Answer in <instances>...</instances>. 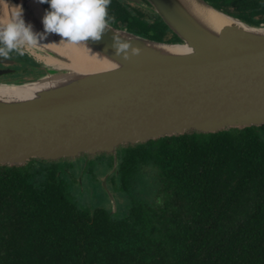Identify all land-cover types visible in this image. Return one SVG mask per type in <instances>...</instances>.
I'll return each instance as SVG.
<instances>
[{"label": "trees", "instance_id": "trees-1", "mask_svg": "<svg viewBox=\"0 0 264 264\" xmlns=\"http://www.w3.org/2000/svg\"><path fill=\"white\" fill-rule=\"evenodd\" d=\"M204 1L264 27V0ZM132 10L111 0L110 25L164 42L159 17ZM87 159L90 173L103 160L114 169L116 212L77 202L74 159L0 164V264H264V124L171 134L120 147L115 161Z\"/></svg>", "mask_w": 264, "mask_h": 264}, {"label": "water", "instance_id": "water-1", "mask_svg": "<svg viewBox=\"0 0 264 264\" xmlns=\"http://www.w3.org/2000/svg\"><path fill=\"white\" fill-rule=\"evenodd\" d=\"M145 1L180 43L110 25L97 42L71 44L48 34L23 49L59 65L33 58L39 77L0 83V164L96 153L115 161L118 148L158 137L264 124V27L246 25L204 0ZM16 6L34 32H44L50 6L38 0H0V25L13 19ZM114 32L139 54L115 55ZM75 55L98 66L73 69Z\"/></svg>", "mask_w": 264, "mask_h": 264}, {"label": "clouds", "instance_id": "clouds-1", "mask_svg": "<svg viewBox=\"0 0 264 264\" xmlns=\"http://www.w3.org/2000/svg\"><path fill=\"white\" fill-rule=\"evenodd\" d=\"M38 2L50 6L42 18L44 32H34L32 25L26 24L23 19L22 6H16L18 11L14 13L13 19L6 25H0V58L11 59L10 54L13 52L23 55V49L40 44L39 41L46 39L48 34H56L61 37L60 42L71 44H84L89 39L97 42L106 30L111 29L110 24L115 22V18L108 12L111 0ZM112 39L115 55L127 60L130 58L129 50L131 55L139 54L138 47L132 46L131 41L122 40L115 32Z\"/></svg>", "mask_w": 264, "mask_h": 264}, {"label": "rangeland", "instance_id": "rangeland-1", "mask_svg": "<svg viewBox=\"0 0 264 264\" xmlns=\"http://www.w3.org/2000/svg\"><path fill=\"white\" fill-rule=\"evenodd\" d=\"M31 56H33L35 60L36 57L38 58V56L35 55V53L33 52H31ZM35 79H26L25 81H31ZM86 159L83 157L80 159L79 158L74 159L76 160L77 170L72 173L76 174L75 179L76 181H78V184H75V187H77L78 191L73 189L72 192L76 194V196H78L76 199L77 202L80 205H86V206L99 205L101 207H105L106 209L110 207L113 213L116 212L118 209L117 206H121L122 200L119 198L118 195H114L115 192H113V189L111 188L112 186L107 183L109 176L112 173V171H114V169L111 168L109 170L107 168V164H105L106 163L105 160H103L104 163L101 162L97 164H95L96 162L93 163L97 167L93 168L90 174L87 168L85 167ZM69 162L73 166H75V162H73V160H70ZM70 179L71 178L69 177L66 178L67 185Z\"/></svg>", "mask_w": 264, "mask_h": 264}, {"label": "flooded vegetation", "instance_id": "flooded-vegetation-1", "mask_svg": "<svg viewBox=\"0 0 264 264\" xmlns=\"http://www.w3.org/2000/svg\"><path fill=\"white\" fill-rule=\"evenodd\" d=\"M118 1L121 3V5L126 6L128 9L130 10L133 9L132 13H135L137 11L140 12L142 14V17L145 18V21L151 23L153 21L157 22L158 15L149 9V6L145 0H137L138 2L132 0H118ZM159 19L161 20L160 17ZM161 29H162V33L160 32L161 34L159 35L162 36L163 34L164 42H166L167 40L169 41L172 38V35L174 34L169 30V28L168 30H166L165 28L161 27ZM146 35H152V32L148 31V34ZM178 41L171 43H180V41L179 42ZM10 55H11V59L0 58L1 60H3V62H0V83L3 82L8 83V82L20 81L26 79H35L42 74V71L39 69L40 67L39 63H36L32 58L28 57L27 55L25 54L19 55L16 52L11 53ZM73 162H75V166H74V170L73 171L71 170L69 174V177L71 178H74L76 176V174H73L72 172L77 170L76 160H73ZM85 162H86L85 167L88 168L87 167L88 160L86 159ZM76 183L78 184V181H76ZM107 183L112 186V184L109 182V179ZM111 188L113 189V192H115L114 195H117V192L114 190V187L112 186ZM107 210L113 213L110 207L107 208Z\"/></svg>", "mask_w": 264, "mask_h": 264}, {"label": "bare ground", "instance_id": "bare-ground-1", "mask_svg": "<svg viewBox=\"0 0 264 264\" xmlns=\"http://www.w3.org/2000/svg\"><path fill=\"white\" fill-rule=\"evenodd\" d=\"M36 60L42 61L46 64H51V65L58 64L59 65L58 61L52 58H44V57L39 56L38 58L36 57ZM71 66L73 67V69L85 71V70H88L89 68L92 69L94 67H97L98 63L95 60L90 59V58H88L85 61L83 58H81L80 55H75L72 58Z\"/></svg>", "mask_w": 264, "mask_h": 264}]
</instances>
